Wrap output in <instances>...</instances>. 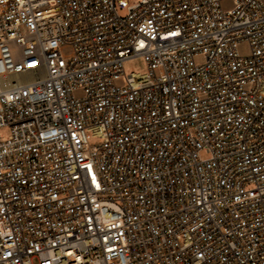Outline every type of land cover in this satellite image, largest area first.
I'll list each match as a JSON object with an SVG mask.
<instances>
[{
    "label": "built area",
    "instance_id": "2783aa9c",
    "mask_svg": "<svg viewBox=\"0 0 264 264\" xmlns=\"http://www.w3.org/2000/svg\"><path fill=\"white\" fill-rule=\"evenodd\" d=\"M2 129L0 264H264V0H0Z\"/></svg>",
    "mask_w": 264,
    "mask_h": 264
},
{
    "label": "rangeland",
    "instance_id": "374dc122",
    "mask_svg": "<svg viewBox=\"0 0 264 264\" xmlns=\"http://www.w3.org/2000/svg\"><path fill=\"white\" fill-rule=\"evenodd\" d=\"M130 3L136 2V0H128ZM126 72H138V73H145L147 72V66L143 58L136 57L128 59L124 62ZM2 134L7 133V129H2L0 131ZM92 144L98 143L99 140L97 138L90 139Z\"/></svg>",
    "mask_w": 264,
    "mask_h": 264
}]
</instances>
